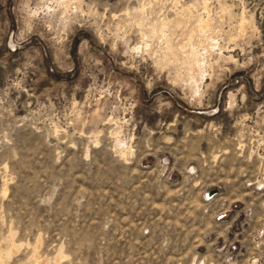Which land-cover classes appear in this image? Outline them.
Returning <instances> with one entry per match:
<instances>
[{
	"label": "rangeland",
	"instance_id": "obj_1",
	"mask_svg": "<svg viewBox=\"0 0 264 264\" xmlns=\"http://www.w3.org/2000/svg\"><path fill=\"white\" fill-rule=\"evenodd\" d=\"M58 2L0 0V264H264V0Z\"/></svg>",
	"mask_w": 264,
	"mask_h": 264
},
{
	"label": "bare ground",
	"instance_id": "obj_2",
	"mask_svg": "<svg viewBox=\"0 0 264 264\" xmlns=\"http://www.w3.org/2000/svg\"><path fill=\"white\" fill-rule=\"evenodd\" d=\"M59 2H58V5H61V6H63V8H64V10H66V8H67V5H69L68 3L71 1V0H58ZM68 1V2H67ZM166 28H168V27H166ZM165 30V29H164ZM163 34V33H162ZM165 34V33H164ZM164 36V35H163ZM162 39V38H161ZM171 46H170V44H166V51L170 54V56L171 57H175L176 55V51L174 52L173 50H172V48H170ZM179 50V49H178ZM179 52V51H178ZM186 52H187V50H186ZM180 53H181V51H180ZM186 56H187V53H186ZM190 60V59H192V61H195V55L194 54H192L190 57H188L187 58V60ZM194 64V63H193ZM192 64V65H193Z\"/></svg>",
	"mask_w": 264,
	"mask_h": 264
},
{
	"label": "water",
	"instance_id": "obj_3",
	"mask_svg": "<svg viewBox=\"0 0 264 264\" xmlns=\"http://www.w3.org/2000/svg\"><path fill=\"white\" fill-rule=\"evenodd\" d=\"M209 193H210V195H212V194L215 193V190H212V191H210Z\"/></svg>",
	"mask_w": 264,
	"mask_h": 264
}]
</instances>
